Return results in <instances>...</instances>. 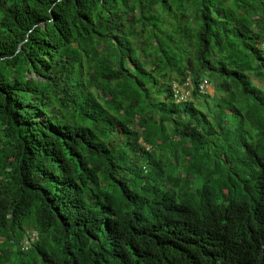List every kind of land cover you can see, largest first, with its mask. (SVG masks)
I'll list each match as a JSON object with an SVG mask.
<instances>
[{
    "label": "trees",
    "instance_id": "16d2710c",
    "mask_svg": "<svg viewBox=\"0 0 264 264\" xmlns=\"http://www.w3.org/2000/svg\"><path fill=\"white\" fill-rule=\"evenodd\" d=\"M262 44L264 0H0V264H264Z\"/></svg>",
    "mask_w": 264,
    "mask_h": 264
},
{
    "label": "clouds",
    "instance_id": "9594fccd",
    "mask_svg": "<svg viewBox=\"0 0 264 264\" xmlns=\"http://www.w3.org/2000/svg\"><path fill=\"white\" fill-rule=\"evenodd\" d=\"M260 49L264 52V44L260 45ZM204 82L207 83V86H206L205 90H202L201 89V86L204 84ZM185 83H188V85L186 86ZM257 83H259V82H257ZM210 87H211V85L209 84V82L206 79H202L198 83V89L197 90H198L199 94H201V95H212L213 94V88L211 87L212 88V94H209L210 93ZM171 89H172V94H173V97L175 99V102H186V101H191L192 100V93L194 91V87H193V85H192V83L190 82L189 79H187L186 81H184V83H182V84L172 83L171 84ZM31 232L36 233L37 240L34 241V242H32V243H30L27 250H22V242H23L24 238L26 236H28ZM38 240H39V237H38V234H37L36 231H34V230H27L25 232L22 240L20 241V244H19L20 250L22 252L28 251L29 248L31 247V245L34 244V243H36Z\"/></svg>",
    "mask_w": 264,
    "mask_h": 264
},
{
    "label": "built area",
    "instance_id": "2783aa9c",
    "mask_svg": "<svg viewBox=\"0 0 264 264\" xmlns=\"http://www.w3.org/2000/svg\"><path fill=\"white\" fill-rule=\"evenodd\" d=\"M185 85L187 86L188 83H185ZM206 86H207V83L204 82V84L201 86V89H202V90H205ZM36 240H37V235H36V233L31 232L28 236H26V237L24 238V240H23V242H22V250H27L28 247H29V244L32 243V242H34V241H36Z\"/></svg>",
    "mask_w": 264,
    "mask_h": 264
},
{
    "label": "rangeland",
    "instance_id": "374dc122",
    "mask_svg": "<svg viewBox=\"0 0 264 264\" xmlns=\"http://www.w3.org/2000/svg\"><path fill=\"white\" fill-rule=\"evenodd\" d=\"M256 83V85L262 89H264V85L262 83H257L256 81H254ZM209 94H212V88L210 87V93Z\"/></svg>",
    "mask_w": 264,
    "mask_h": 264
}]
</instances>
